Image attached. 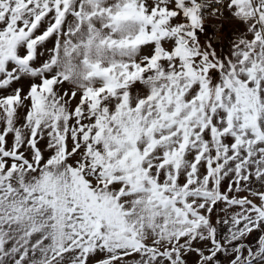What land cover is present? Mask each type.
<instances>
[{
  "label": "snow or ice",
  "instance_id": "snow-or-ice-1",
  "mask_svg": "<svg viewBox=\"0 0 264 264\" xmlns=\"http://www.w3.org/2000/svg\"><path fill=\"white\" fill-rule=\"evenodd\" d=\"M0 264H264V0H0Z\"/></svg>",
  "mask_w": 264,
  "mask_h": 264
}]
</instances>
